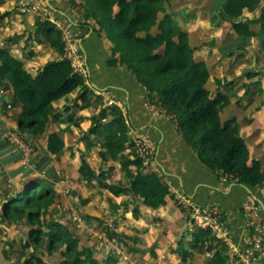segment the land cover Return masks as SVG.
<instances>
[{
  "label": "trees",
  "instance_id": "obj_1",
  "mask_svg": "<svg viewBox=\"0 0 264 264\" xmlns=\"http://www.w3.org/2000/svg\"><path fill=\"white\" fill-rule=\"evenodd\" d=\"M81 1L88 13L87 18L94 20L99 31H103L112 43L109 65H126L146 88L147 99L162 107L167 116L180 121L187 140L197 148L202 162L237 186L251 190L264 186L262 165L258 160L251 162L250 151L240 134L241 126L237 119L233 117L224 121L222 118L223 111L231 104L230 98L223 92L212 93L207 87L210 69L204 60H196V48L191 44L190 33L169 12L165 0ZM262 1H212L210 23L216 25L231 21L237 34L231 44L224 46L225 54L232 50L228 56H234L235 50L244 51L238 56V59H243L249 54L247 49L252 39L258 37L262 54L259 59L264 61V29L262 33L256 32L249 22L239 20L246 11L255 12ZM35 26L38 41L43 42L41 36H44V42L62 59L47 63L37 76H32L22 60L0 47V83H5L7 88L13 90L14 102L22 107L18 119L19 129L32 134H44L50 123L59 121L61 117L54 107L56 101L79 91L72 107H85L91 90L86 78L64 58L66 47L62 30L47 19L37 18ZM259 76L257 70H252L246 72L243 78L253 81ZM237 83L232 81L228 86L234 87ZM259 83L254 81L252 84L258 86ZM248 97L249 104H252L254 95ZM240 103L241 100L237 102L238 105ZM93 120L95 122L86 137L95 136L100 140L102 159L120 162L131 179L127 188L116 191V196L133 194L140 196L144 204L152 209L164 206L170 194L169 186L158 174L144 172L143 162L135 156V139L130 135L132 128L124 111L118 105L104 107ZM129 148L132 154L127 155ZM48 149L57 156L63 153L65 141L59 132L50 134ZM132 155L134 159L130 158ZM132 167H136V172L131 170ZM103 175L95 172V180L101 179ZM31 183L38 185L39 182ZM103 184L111 189L110 184ZM50 187L49 183H42L38 189L27 188L6 204V214L23 216L25 205L45 206ZM134 214L137 216L136 211ZM40 215V210L29 213L31 219L39 218ZM255 231L256 228L251 227L252 236ZM31 234L35 241L49 240L66 244L69 251L75 253L76 264L110 263H101L90 256L82 258L84 252L79 251L77 241L60 224L49 223L47 230L41 226L32 230ZM190 248L199 254L212 253L209 264H231L229 245L211 230L196 229Z\"/></svg>",
  "mask_w": 264,
  "mask_h": 264
},
{
  "label": "crops",
  "instance_id": "obj_2",
  "mask_svg": "<svg viewBox=\"0 0 264 264\" xmlns=\"http://www.w3.org/2000/svg\"><path fill=\"white\" fill-rule=\"evenodd\" d=\"M45 3L59 21L68 25L77 34L80 50L87 60L88 74L85 78L91 90L89 102L85 107H72L75 105L79 91L54 103V107L61 113L59 120H67L60 124V128L64 129V126H69L76 135L80 134L79 131L87 133L92 127L93 118L99 116L104 107L112 106L109 105V101L114 99V105H118L127 117L132 128L130 132L132 138L135 139L140 133L146 132L156 144L157 172L169 186L170 194L166 198L167 203L158 209L146 206L140 196L130 194L132 195L129 196L131 200L128 202L130 210L125 212L128 222L125 231L132 238V244L134 245L137 237L146 238L150 248L141 252L147 254L153 264H209L212 253L199 254L190 248V242L197 228L185 209L187 207L186 200L181 199L186 198L187 201L197 206L214 207L223 213L226 223L233 233L228 255L231 258V264H237L235 249L243 250L250 247L254 238H252L251 227H249L251 219L255 217L251 215V206L257 207L258 217L255 218V221L264 223V186L253 190L246 189L231 183L227 177L219 176L218 172L210 169L200 159L197 148L187 140L180 121L167 116L163 110L156 109V105L147 99L146 88L128 70V67L120 63L117 66L109 65L112 43L106 34L99 31L98 26H95V21L90 19L92 27L78 23L80 20L73 16L71 7L62 0H45ZM201 11L199 10L198 14ZM252 14L250 21L253 25L263 27L264 17L261 16L257 19ZM23 17L29 19L26 20ZM31 18L30 15L28 17L20 12L18 0H0V47L7 49L12 56L22 60L25 69L32 76H37L49 63L50 57L53 58V61H59L62 58L44 42V36H41L43 42L38 41L35 22H32ZM187 20L183 27L192 34L189 25L193 19ZM229 23L232 24L231 21L226 20L218 24V30L210 38V44L198 50V52H208L207 58L200 55L203 60L208 61L211 58L219 61L226 58L225 52H223L225 41L237 37L233 31L234 36L230 33L229 36L226 35L225 40H222L225 31L230 26ZM31 27L35 28L34 31H30ZM255 31L259 32L256 29ZM251 43L255 44L254 38ZM257 46L260 49L259 40ZM257 49L258 47L254 50L249 49L248 56L243 58L246 59L251 55L253 57L252 66H255L256 63L261 65L264 62L257 56V54L259 55ZM241 53L244 51H240L237 56ZM244 62L246 61H241L236 71L230 75L220 74L214 69L207 87L212 93L223 92L230 98L231 104L223 111L222 118L224 121L233 117L237 119L241 126L240 134L245 139L250 151L251 162L258 160L264 171V76L261 80L256 78L251 81L250 90L247 91L248 96L254 95L251 107L258 109L253 115L254 120H241L243 110L237 104L239 100L235 95L236 89L240 85L228 86L230 82L239 77L240 68L246 65ZM252 70L256 69L251 68L248 71ZM254 81L260 82L259 85H253ZM4 88L7 89V93H2L3 96L0 98L1 126L6 123L15 127L18 125L16 120L19 119L22 107L19 103L14 102L13 90L6 86ZM261 93H263V97L259 98ZM6 94H9V97L4 98ZM261 116L262 118L259 120L258 118ZM57 132L66 141L68 134L60 132L59 129ZM91 137L95 139V147L99 145L101 148L96 147L98 155H100L103 151L102 145L97 143L95 136ZM93 138L88 140V144L91 146ZM131 152L132 149L129 148L126 154H132ZM130 158L134 159L133 155ZM100 160L108 165L107 169L115 167L119 163L104 160L102 157ZM144 169L147 168L144 167ZM131 170L136 172L137 169L132 167ZM144 171L147 173L150 169ZM150 172L157 173L152 170ZM95 181L99 185L101 183L108 184L109 176L101 177ZM114 197L118 199L117 196ZM135 211L138 217L135 216ZM255 235L256 233L253 234V236ZM256 264H264V260Z\"/></svg>",
  "mask_w": 264,
  "mask_h": 264
},
{
  "label": "rangeland",
  "instance_id": "obj_3",
  "mask_svg": "<svg viewBox=\"0 0 264 264\" xmlns=\"http://www.w3.org/2000/svg\"><path fill=\"white\" fill-rule=\"evenodd\" d=\"M42 1L46 4L45 0ZM62 1L73 9V16L80 20L78 23L87 27L93 26L89 22V17L87 18L88 13L83 6V1ZM212 1L165 0L169 12L175 15L176 21L182 27L186 25L187 19H193L189 25L192 32L190 39L192 46L196 48L195 58L197 61L203 60L200 55L208 57L207 51L198 52V50L210 44V38L218 30V24L212 25L209 22V9ZM46 8L48 9L45 6V9L40 12L26 15L32 17V22H36L37 18L45 19ZM194 10L196 11L193 12ZM199 10L202 11L198 14ZM252 13V16L257 19L261 16L264 17V0L260 7ZM250 18L251 12L246 11L239 20L251 23L250 27L254 31L256 29L262 33L264 26L260 28V26L253 25ZM232 24L228 26L222 40H225L226 35L229 36L230 33H233ZM95 26L98 25L95 23ZM34 29L31 27L30 31H34ZM232 35L234 36V34ZM232 38L225 41L226 45L233 42L235 38ZM254 39L255 44L251 43L247 50H254L258 47L259 55L257 54V56L261 58L262 54L257 46L259 39L258 37ZM230 51L232 50H228L225 54V59L217 61L209 58L208 61H204L210 72L215 69L223 75L232 74L241 61H246L244 62L246 65L240 68L239 77H234L236 78L234 81L238 82L237 86L240 85L236 89L235 95L237 100H241L239 105L243 110L241 120H254L253 115L258 109L251 107L247 95V91L251 87V80H246L243 77L249 69L253 68L260 73L258 79L261 80L264 76V62L261 65L256 63L255 66H252L253 57L251 55L240 60L235 55L239 54L238 51L235 50L234 56H228ZM48 60L51 62L53 58L50 57ZM4 87L5 83H0V98L3 96L2 93H7V89ZM10 96H12L11 93ZM5 97H9V94H6ZM262 97L263 93L259 98ZM155 107L165 113L162 107ZM261 118L262 116L258 119L261 120ZM63 122L65 123L67 120L52 121L44 134L21 131L18 125L13 127L5 123L1 126L0 122V264H76L75 253L70 252L66 244L59 241L33 240L32 230L41 226L47 230L49 223L60 224L70 233L71 237L77 241L79 251L84 252L82 258L90 256L93 260L96 259L101 263L110 262L109 264H153L148 255L141 252L150 248L146 238L137 237L133 245L132 238L125 231L128 226L125 212L130 210L128 202L131 200L129 196L132 195H120L117 196L118 199L114 197L116 191L127 188L130 184L131 179L125 169L120 162L115 167L107 169L108 165L102 163L101 157L98 155L99 145L96 146L98 147L96 150L95 139L91 136L86 137L89 132L79 131L80 134L76 135L69 126H64V129H61L60 124ZM92 122L94 123L95 120ZM58 129L60 132L68 134L65 149L59 156L52 154L48 149L49 136L52 132H57ZM90 138L94 139L92 146L88 144ZM97 141L98 144L101 143L100 140ZM133 157L135 158V156ZM84 162L85 164H83ZM95 171L98 175L105 174L103 175L105 178L109 176L111 189L104 187L103 183L99 185L95 181ZM35 181L39 182L38 185L31 183ZM42 183H49L51 186L45 199V206L25 205L23 216L6 214L5 206L12 198L29 187L38 189ZM185 209L188 211L187 207ZM39 210L41 211L39 218L31 219L29 217L30 212ZM252 238L254 240L256 235ZM263 260L264 254L259 262H263Z\"/></svg>",
  "mask_w": 264,
  "mask_h": 264
},
{
  "label": "built area",
  "instance_id": "obj_4",
  "mask_svg": "<svg viewBox=\"0 0 264 264\" xmlns=\"http://www.w3.org/2000/svg\"><path fill=\"white\" fill-rule=\"evenodd\" d=\"M18 5L22 14L40 12L45 9V6H47L42 0H18ZM45 15V19L56 24L63 32V41L66 47L64 58L71 62L72 66L78 73L87 77V60L80 50L77 34L68 25L59 21L49 8ZM114 104L115 100L111 99L109 105ZM134 150L135 156L143 162L145 168L156 172L158 171L156 166V155L158 153L157 147L146 132L140 133L135 138ZM181 199L186 200L190 219L197 229L211 230L217 238L226 242L229 246L231 245L233 233L227 225L223 213L219 209L209 206H197L194 203L187 201L186 198ZM251 215L255 217L251 219L249 227L256 228V238L252 241L250 247L243 250L235 249V257L238 259L237 264H256L263 258L264 223L255 221V218L257 219L258 215L257 207L254 205L251 206Z\"/></svg>",
  "mask_w": 264,
  "mask_h": 264
}]
</instances>
